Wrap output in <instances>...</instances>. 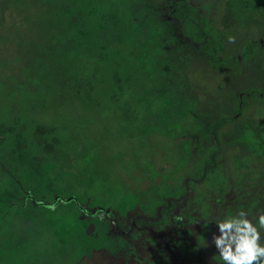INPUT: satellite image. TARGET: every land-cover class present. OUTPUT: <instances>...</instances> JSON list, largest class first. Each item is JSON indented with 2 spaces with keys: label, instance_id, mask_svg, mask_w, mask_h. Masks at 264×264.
Wrapping results in <instances>:
<instances>
[{
  "label": "rangeland",
  "instance_id": "374dc122",
  "mask_svg": "<svg viewBox=\"0 0 264 264\" xmlns=\"http://www.w3.org/2000/svg\"><path fill=\"white\" fill-rule=\"evenodd\" d=\"M63 1L0 0V88L38 68L64 86L66 56L80 51L39 44L49 26L69 25ZM171 1L95 0L96 14L116 8L98 42L116 46L111 70L128 74L87 99L47 93L37 103L36 122L74 146L60 161L33 160L18 180L0 167V264H220L216 222L264 212V0H191L223 41L218 67L179 35ZM250 42L259 47L243 59ZM219 119L230 122L216 137L200 135ZM214 148L218 170L200 180L199 158Z\"/></svg>",
  "mask_w": 264,
  "mask_h": 264
},
{
  "label": "trees",
  "instance_id": "16d2710c",
  "mask_svg": "<svg viewBox=\"0 0 264 264\" xmlns=\"http://www.w3.org/2000/svg\"><path fill=\"white\" fill-rule=\"evenodd\" d=\"M98 3L103 5L101 1ZM94 5L95 0H64L62 12L70 19L69 25L64 26V29L59 25L49 26V38L44 37L39 43L40 47L48 48L50 41V47L55 48L57 41L66 40V43L71 44L72 49L80 51L76 52V56L73 53L66 56L70 73L63 78V87H54L55 78L53 77H56L54 72H51L53 76L44 77L38 68L36 73L13 74V84L17 83V87L12 88L5 85L0 88L2 97L8 100L0 105V167L17 180L21 177L23 169L31 167L33 160L60 161L62 157L65 158L71 152L74 146V140L69 138L60 127L44 126L36 122L34 114L42 111L37 103L44 101L47 93L54 94V97L87 99L90 92L92 94L97 92V85L108 83L112 75H115V80L121 81V78H125L128 74H122L119 78L111 70V66L117 63L120 55L116 46H101L98 42L100 40L98 36L104 34V32L99 34L100 25L104 24L105 28L110 25L109 19L112 17L110 13L116 12V8L104 5V10L96 14L93 11ZM167 7L171 17L177 22L178 33L181 37L192 43L202 44L211 65L218 67L227 64V61L220 57L224 51V45L219 33L213 28L208 18L192 4L191 0L171 1ZM103 15L105 18L101 20ZM72 34L79 35L84 50L76 45L77 38L72 44ZM93 39L96 40L95 44ZM258 47L257 42L248 43L241 54L242 58H252ZM78 55L85 59L82 66L77 64ZM58 76L61 77L60 74ZM12 98L22 104L19 110L15 109L13 103L10 102ZM33 100L34 103H32ZM229 122V119L209 122L207 130L200 135L216 137L219 129ZM217 156L218 151L214 148L206 158L204 157V163L200 164L202 160L199 158L200 180H211L216 174ZM187 184L184 194L186 202L192 195L191 188ZM172 204L170 202L168 206L162 207L159 218L156 220L157 223H160L164 215L171 211Z\"/></svg>",
  "mask_w": 264,
  "mask_h": 264
},
{
  "label": "clouds",
  "instance_id": "9594fccd",
  "mask_svg": "<svg viewBox=\"0 0 264 264\" xmlns=\"http://www.w3.org/2000/svg\"><path fill=\"white\" fill-rule=\"evenodd\" d=\"M257 213L250 219L249 213L240 210L216 222L219 234L213 235L211 243L219 253L220 264H264V212L257 209Z\"/></svg>",
  "mask_w": 264,
  "mask_h": 264
}]
</instances>
